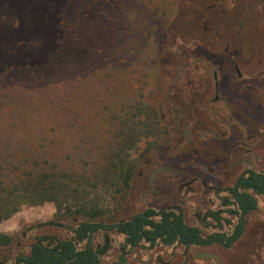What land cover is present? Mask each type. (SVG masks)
Returning <instances> with one entry per match:
<instances>
[{"label": "rangeland", "instance_id": "374dc122", "mask_svg": "<svg viewBox=\"0 0 264 264\" xmlns=\"http://www.w3.org/2000/svg\"><path fill=\"white\" fill-rule=\"evenodd\" d=\"M139 104L163 126L138 143L117 222L171 209L203 236L230 235L238 215L222 199L232 200L246 172L264 176V0H0V146L13 147L8 156L33 162L42 152L59 165H92L114 137L126 138ZM249 192L256 210L229 249H130L114 231L96 233L91 246L108 242L100 264H116L123 245L126 264H264V193ZM55 212L52 203L23 206L0 222L12 238L0 263L14 264L38 237L70 239L77 220Z\"/></svg>", "mask_w": 264, "mask_h": 264}, {"label": "trees", "instance_id": "16d2710c", "mask_svg": "<svg viewBox=\"0 0 264 264\" xmlns=\"http://www.w3.org/2000/svg\"><path fill=\"white\" fill-rule=\"evenodd\" d=\"M139 106L141 104L127 120L126 138L119 140L117 136L114 137V143L104 147L99 161L92 162V165L87 161L79 168L74 164L59 165L55 158L49 160L42 152L40 158L31 162L32 157L29 155L12 158L7 154L13 147L0 146V222L10 219L23 206L35 207L45 203L54 205L56 217L72 218L78 222L72 230L71 240L56 241L41 237L31 247L30 256H18L15 264H99L97 257L104 254L105 246L96 249L94 254L89 246L92 237L99 231L123 233L127 236L126 244L131 247L137 246L142 240L153 245L156 236L164 245H172L176 241L208 245L216 240L213 236L202 238L197 228L186 226L182 216L173 210L156 213L147 209L135 219L117 222L115 212L131 188L142 155L138 143L144 141L143 146L150 143L147 141L155 139L159 127L163 126L154 110ZM32 149L37 148L25 147L24 151L29 153ZM52 151L49 147L44 149L46 153ZM20 154L23 155H17ZM43 158L42 162L40 159ZM247 173L248 178L241 177L237 188L264 193L260 176L252 171ZM232 193L236 213L246 214L255 208V201L248 193H235L233 190ZM211 216L219 219L216 213ZM156 217L158 221L154 220ZM241 228L240 221L234 237L240 234ZM218 240L221 241L222 236ZM11 241L10 236L0 233V248L8 246ZM44 241L46 245H43ZM80 242L86 243L83 251L75 247ZM119 264H125L123 256Z\"/></svg>", "mask_w": 264, "mask_h": 264}, {"label": "flooded vegetation", "instance_id": "af4514ba", "mask_svg": "<svg viewBox=\"0 0 264 264\" xmlns=\"http://www.w3.org/2000/svg\"><path fill=\"white\" fill-rule=\"evenodd\" d=\"M256 175H258V176H260V181H261V187H262V190H263V192H264V176L263 175H261V174H256ZM248 176H249V174L246 172L245 173V175L244 176H242L243 178H245V179H247L248 178ZM241 178V177H240ZM239 178V179H240ZM238 179V180H239ZM238 180L235 182V184L232 186V188L229 190V192L231 193V195H232V200L230 199H227V198H223L222 199V204L224 205V206H232V209H229L228 210V212L230 213V214H234V215H238V222H237V224H236V226L239 224V222L241 221V224H242V228H241V232H240V234L238 235V236H236V237H234V232H235V228H236V226H234V228H233V230H232V233L230 234V235H225V234H219V233H214V234H211V235H209V236H203L202 234H201V232H200V230H199V232H200V235H201V237L202 238H209V237H211V236H213V237H216V240H214V241H212L210 244H208V245H199L198 243H196V242H188V243H186V244H183V243H180V242H178V241H176L175 243H173L172 245H164V244H162L161 243V241H160V238L158 237V236H156L155 238V243L153 244V245H150L149 243H147V242H145L144 240H142V241H140V243L137 245V246H135V247H131L130 245H128V244H126V235L125 234H123V233H120V232H116V231H114V230H112V231H114V232H116V233H119V234H121V235H124V245L125 246H127V247H129L130 249H133V248H137V247H140L141 246V244L142 243H146L150 248H154V247H156L157 245H160V246H164V247H172V246H177V245H183L185 248L187 247H189V246H194V247H205V246H209V245H213V244H218V245H220L221 247H223V248H226V249H229V248H231L232 246H233V244L237 241V240H239L241 237H242V235H243V232H244V222H243V219H244V217L247 215V214H249V213H251V212H253L254 210H256V206H257V203H256V201H255V199L252 197V195L250 194V192L249 191H252V192H254V193H256L255 192V190L254 189H246V190H242V189H238L237 188V182H238ZM232 190L235 192V193H248L249 195H251V197H252V199H254V201H255V208L254 209H252L251 211H249L248 213H246V214H243V213H236V211H237V209H236V206L234 205V203H235V199H234V194L232 193ZM256 194H261V193H256ZM169 210H171V209H169ZM154 211V210H153ZM168 211V210H167ZM175 213H177V214H180L181 216H182V214H181V212H177L176 210H173ZM155 212V211H154ZM160 212H164V211H160ZM156 213H158V212H156ZM212 213H216L217 214V216H218V220H216V219H214V218H212V216H211V214ZM143 213H141V214H136L132 219H135V217L136 216H138V215H142ZM182 218H183V216H182ZM205 218H210V219H212V220H214L217 224H219V223H221V221H222V218H221V214L219 213V212H207L206 213V215H205ZM157 219V220H156ZM155 221H158V217H156L155 219H154ZM128 222V221H127ZM183 222H184V224L186 225V226H188V227H192V226H189V225H187L186 223H185V221H184V219H183ZM77 224H78V222H76V225L74 226V228H72L71 230H70V233H71V238L70 239H66V240H60V239H58V238H55L54 236H42V237H46V238H50V239H53V240H60V241H67V240H71L72 239V237H73V235H72V230L73 229H75V227L77 226ZM144 228H146V227H143V229ZM194 228H196V227H194ZM99 232H107V231H99ZM98 233V232H97ZM95 236V235H94ZM93 236V237H94ZM220 236H222V240L220 241V240H218V238L220 237ZM93 237H92V239H93ZM179 237H180V235H178L177 236V239H179ZM39 238H41V237H38L37 239H36V241H35V243H33V244H31V246L29 247V252H28V254H26V255H22V254H20V255H18V256H24V257H29L30 256V254H31V247L34 245V244H36V242H37V240L39 239ZM92 239H91V241H92ZM104 242H103V245L102 246H105V252H104V254H106L107 252H108V250H109V246L107 245V241H106V239L104 238ZM91 241L89 242V246H90V248H91V251H92V254H94L93 252H95L96 251V249H98V248H101L102 246H99V247H96L95 249H93L92 248V246H91ZM47 244V242H43V245H46ZM81 244H83L84 245V248L83 249H79L78 248V246L79 245H81ZM124 245L123 246H121V248H120V251H119V255H118V258H117V262H116V264H119V262H120V257L121 256H123L124 257V259H125V264L127 263V261H126V257H125V254H126V251H125V247H124ZM76 249L78 250V251H83L85 248H86V243L85 242H80V243H76ZM103 254V255H104ZM103 255H99L97 258H98V261H99V257H101V256H103ZM17 256V257H18ZM16 257V258H17ZM16 258L14 259V264H15V261H16ZM0 264H2V263H0ZM99 264H100V261H99Z\"/></svg>", "mask_w": 264, "mask_h": 264}, {"label": "crops", "instance_id": "0c3cea01", "mask_svg": "<svg viewBox=\"0 0 264 264\" xmlns=\"http://www.w3.org/2000/svg\"><path fill=\"white\" fill-rule=\"evenodd\" d=\"M18 214V213H17Z\"/></svg>", "mask_w": 264, "mask_h": 264}]
</instances>
